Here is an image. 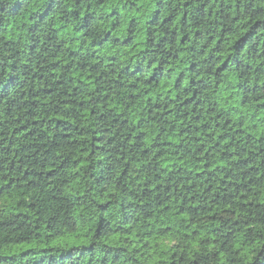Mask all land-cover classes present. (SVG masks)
<instances>
[{"label": "trees", "instance_id": "1", "mask_svg": "<svg viewBox=\"0 0 264 264\" xmlns=\"http://www.w3.org/2000/svg\"><path fill=\"white\" fill-rule=\"evenodd\" d=\"M0 264H264V0H0Z\"/></svg>", "mask_w": 264, "mask_h": 264}]
</instances>
